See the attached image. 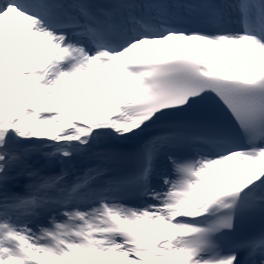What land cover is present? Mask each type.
<instances>
[{
  "label": "snow or ice",
  "instance_id": "1",
  "mask_svg": "<svg viewBox=\"0 0 264 264\" xmlns=\"http://www.w3.org/2000/svg\"><path fill=\"white\" fill-rule=\"evenodd\" d=\"M52 261L264 264V0H0V264Z\"/></svg>",
  "mask_w": 264,
  "mask_h": 264
},
{
  "label": "bare ground",
  "instance_id": "2",
  "mask_svg": "<svg viewBox=\"0 0 264 264\" xmlns=\"http://www.w3.org/2000/svg\"><path fill=\"white\" fill-rule=\"evenodd\" d=\"M246 174H248V173H246ZM243 178H244V177L241 178V182H242Z\"/></svg>",
  "mask_w": 264,
  "mask_h": 264
}]
</instances>
